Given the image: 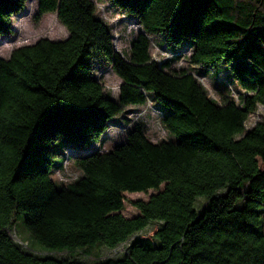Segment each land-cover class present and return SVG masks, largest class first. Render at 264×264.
<instances>
[{
    "label": "trees",
    "instance_id": "trees-1",
    "mask_svg": "<svg viewBox=\"0 0 264 264\" xmlns=\"http://www.w3.org/2000/svg\"><path fill=\"white\" fill-rule=\"evenodd\" d=\"M28 0H0V37ZM141 31L115 52L90 0H36L35 25L55 15L68 36L40 39L0 58V264H84L33 254L15 241L14 217L47 253L114 250L97 264H264V0H106ZM149 36L177 49L189 67L224 66L217 99L189 69L152 60ZM104 63L121 81L117 101L96 78ZM205 75L204 71H198ZM149 100L175 140L151 142L142 123L107 151L73 156L81 176L56 188L57 157L96 145L110 122ZM151 194L130 202L126 195ZM199 200L203 205H197ZM150 238H134L149 225Z\"/></svg>",
    "mask_w": 264,
    "mask_h": 264
},
{
    "label": "rangeland",
    "instance_id": "rangeland-1",
    "mask_svg": "<svg viewBox=\"0 0 264 264\" xmlns=\"http://www.w3.org/2000/svg\"><path fill=\"white\" fill-rule=\"evenodd\" d=\"M96 9V17L102 20L109 28L115 52L127 55L131 41L141 31L135 20L115 10L106 0H90ZM36 11V0H28L24 8L12 15L10 18L11 33L7 36L0 37V58L8 59L13 49L36 43L40 39H48L51 41L64 40L68 34L66 30L60 26L55 15L44 16L38 25L32 21V17ZM151 41V57L152 60L161 65L163 62H171L173 69H189L196 77L198 82L205 88L208 96L217 99L215 95L216 89H220L222 83L232 85L229 88V98L238 101V90L232 75L225 70L224 66H218L214 69L189 67L186 62L190 54L189 47L183 42L177 49L167 48L161 41V36H149ZM198 71H204L205 75H199ZM95 75L104 87V91L109 99L117 101L118 92L121 81L113 74L111 68L104 63H97L95 66ZM264 117V108L259 107L258 110L246 122V129H250ZM162 118L161 109L147 100L146 104L141 107H132L125 111L124 114L113 119L108 125L105 133L100 137L96 145L89 148H78L77 150L68 149L63 152L62 156L56 158L51 169L50 178L56 188L62 183L70 184L80 178L81 174L77 171L72 163L73 156H84L94 151H107L113 145L125 141L126 133L136 123L144 124L146 128V136L153 143L160 141L175 140L174 136H169L161 127L160 120ZM154 192L148 194L126 195V209L123 212L125 217H133L137 212L131 207L130 202L142 200L145 201ZM203 201L199 200L197 205H203ZM25 214L18 213L13 219L12 230L9 231L10 236L20 245L33 254L39 256H56L58 258H67L82 262L84 264H97L108 259L120 258L127 248L126 244L120 245L114 250H108L103 247L95 248L92 253L85 255L79 251L69 253L63 252L58 254L44 252L42 247L27 233L24 228ZM156 228L155 224L149 225L144 231L136 234L134 238H150Z\"/></svg>",
    "mask_w": 264,
    "mask_h": 264
}]
</instances>
